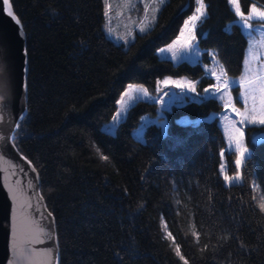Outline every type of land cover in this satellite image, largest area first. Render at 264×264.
Segmentation results:
<instances>
[{
  "label": "trees",
  "instance_id": "16d2710c",
  "mask_svg": "<svg viewBox=\"0 0 264 264\" xmlns=\"http://www.w3.org/2000/svg\"><path fill=\"white\" fill-rule=\"evenodd\" d=\"M254 1L264 6L239 0L241 11ZM11 2L28 58V113L15 143L38 170L56 219L60 264H264V212L254 187L264 199V124L245 127L251 151L242 182L231 185L220 173L226 140L217 120L176 121L222 109L217 99L173 105L168 132L152 123L144 140L132 130L144 113L156 114V102L136 101L115 133L101 128L127 83L154 86L167 74H204L200 63L157 54L195 0H168L128 47L105 34L103 0ZM203 3L207 15L195 32L204 59L214 49L227 74L237 76L248 43L238 15L229 0ZM226 154L234 171L236 152Z\"/></svg>",
  "mask_w": 264,
  "mask_h": 264
},
{
  "label": "rangeland",
  "instance_id": "374dc122",
  "mask_svg": "<svg viewBox=\"0 0 264 264\" xmlns=\"http://www.w3.org/2000/svg\"><path fill=\"white\" fill-rule=\"evenodd\" d=\"M168 0H103L104 21L103 30L108 38L117 44L128 47L136 38L137 33H144L156 22L157 16L163 5ZM196 6L181 26L178 34L169 42L157 49L161 58H167L175 63L189 61L200 63L204 74L193 78L188 75L175 76L171 74L157 78L154 86L142 83L129 82L120 93L116 101V110L113 115L101 123L105 131L115 133L117 124L124 120L130 107L138 100H146L157 103L156 114L144 113L141 122L132 133L141 140L145 139V129L149 124L159 125L163 133L168 132L169 119L166 110L173 105H181L188 101H203L214 98L222 105V109L213 110L207 116L192 118L183 114L177 118L182 124H198L201 120H214L223 130L226 146L221 150L220 173L236 177L227 185L241 183V166L245 158L250 154V148L245 140V127L248 125H261L258 121L264 118V18L252 14L253 8L264 12V6L254 1L248 13H243V18L238 15V23L241 25L248 43L245 50L242 71L237 76L227 74L224 65L215 54L214 49L208 52L209 60L204 59V49L199 45V39L195 29L200 20L192 21L194 15H198ZM234 10L232 4H230ZM246 21V23H245ZM195 88V91L191 90ZM235 99L241 103L237 104ZM253 121H256L255 123ZM236 152L234 157L235 170H229L226 151ZM243 154V155H242ZM241 160V164L236 161ZM255 187V200L257 206L264 204L263 196L257 185Z\"/></svg>",
  "mask_w": 264,
  "mask_h": 264
},
{
  "label": "water",
  "instance_id": "95a60500",
  "mask_svg": "<svg viewBox=\"0 0 264 264\" xmlns=\"http://www.w3.org/2000/svg\"><path fill=\"white\" fill-rule=\"evenodd\" d=\"M26 40L11 0H0V264H60L56 219L38 170L15 143L28 113Z\"/></svg>",
  "mask_w": 264,
  "mask_h": 264
},
{
  "label": "snow or ice",
  "instance_id": "6c2138e0",
  "mask_svg": "<svg viewBox=\"0 0 264 264\" xmlns=\"http://www.w3.org/2000/svg\"><path fill=\"white\" fill-rule=\"evenodd\" d=\"M160 2L163 3V0H160ZM197 2H198V5H199V6L197 7V9H196L198 15H194V16L191 18L192 21L200 20L202 17L205 16V11H204V9H205L206 6L204 5L203 0H197ZM229 3L233 5L236 14L239 15V16H241V17L243 18V13L240 11L239 0H229ZM251 12H252V14L255 15V16H258V17H260V18H264V12H262V11H258L257 9L253 8V9L251 10ZM8 14H9L10 16H13V14H12V12H11V8H10V6H9ZM13 19L16 20V23H17V24L20 23V21H19L18 19H16L15 16H13ZM245 23H246V21H245ZM191 90H192V91H195V88H194V87H191ZM253 122L255 123L256 121H253ZM258 122H259L260 124H264V118H261ZM242 155H243V154H242ZM104 159H107V157H104ZM236 163H237V164H241L242 161H241V160H238V161H236ZM224 179H225L226 181H228L229 183H231L233 180H239L240 177H239V175H237L236 177H231V178H230L228 175H225V176H224ZM260 207H261L262 209H264V204H261ZM168 235L171 236V233H169ZM177 251H178V246H177ZM185 264H186V262H185Z\"/></svg>",
  "mask_w": 264,
  "mask_h": 264
}]
</instances>
